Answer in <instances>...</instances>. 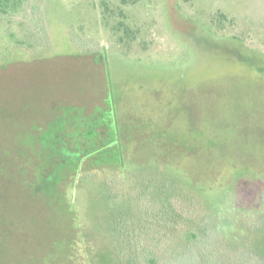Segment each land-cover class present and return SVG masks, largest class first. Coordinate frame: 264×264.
<instances>
[{"label": "rangeland", "instance_id": "obj_1", "mask_svg": "<svg viewBox=\"0 0 264 264\" xmlns=\"http://www.w3.org/2000/svg\"><path fill=\"white\" fill-rule=\"evenodd\" d=\"M26 7L0 14V264H107L100 181L109 166L71 173L60 196L69 207L54 204L35 194L49 176L32 146L58 112L92 127L83 107L104 105L107 92L120 149L102 154L120 159L114 174L189 183L261 223L264 0Z\"/></svg>", "mask_w": 264, "mask_h": 264}, {"label": "trees", "instance_id": "obj_2", "mask_svg": "<svg viewBox=\"0 0 264 264\" xmlns=\"http://www.w3.org/2000/svg\"><path fill=\"white\" fill-rule=\"evenodd\" d=\"M32 1L0 0V14H23ZM102 151L81 168L73 165L72 173L102 164L110 168L100 181L107 264H264V219L256 224V213L211 203L197 186L160 180L155 173L119 177L114 170L120 159ZM63 180L50 174L35 194L43 197L45 191L54 204L69 207L60 197Z\"/></svg>", "mask_w": 264, "mask_h": 264}, {"label": "flooded vegetation", "instance_id": "obj_3", "mask_svg": "<svg viewBox=\"0 0 264 264\" xmlns=\"http://www.w3.org/2000/svg\"><path fill=\"white\" fill-rule=\"evenodd\" d=\"M103 103L104 105L95 104L96 106L94 105L90 111L83 107L84 114L92 117V127L69 123L66 121L65 113L58 112L53 117L54 120H50V123L44 127L46 133L38 134L33 138L32 146L42 151L41 156L47 161L44 174L49 173L48 176L56 174L63 180L66 176H70L73 165H81V168L87 159L98 155L99 149H120L116 147L113 139L116 133L114 129L116 119L114 101L110 92H107ZM108 136L111 138L103 141ZM97 141L99 145H96Z\"/></svg>", "mask_w": 264, "mask_h": 264}]
</instances>
